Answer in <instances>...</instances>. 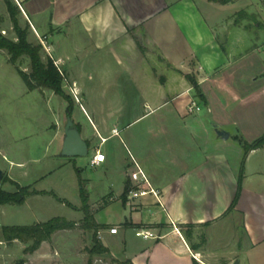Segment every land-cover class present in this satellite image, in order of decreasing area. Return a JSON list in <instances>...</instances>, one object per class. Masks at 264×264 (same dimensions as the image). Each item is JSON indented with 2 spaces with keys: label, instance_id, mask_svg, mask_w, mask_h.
<instances>
[{
  "label": "crops",
  "instance_id": "obj_1",
  "mask_svg": "<svg viewBox=\"0 0 264 264\" xmlns=\"http://www.w3.org/2000/svg\"><path fill=\"white\" fill-rule=\"evenodd\" d=\"M9 2L19 25L27 27V38L39 37L47 55L58 60L63 83L75 88L80 100L87 86L85 72L93 71L97 81H113L117 90L112 102H138L146 108L156 104L127 115L126 122L117 113L120 127L93 119L84 107L93 136L77 122L88 153L92 145V156L97 149L105 155L99 165H89L99 168L96 182L104 204L92 214L109 253L133 264H264V146L249 151L242 162L237 141L252 142L264 134L263 88L256 86L262 82L257 76H262L264 62L259 60L261 69L255 73V62L246 60L257 47L247 51L245 26L237 17L211 12L216 7L222 13L232 2ZM10 29L6 2L0 0V31ZM11 34L9 39L16 41L15 31ZM193 81L204 101L196 96ZM250 81L255 83L250 97L227 93L231 83L243 87ZM191 102L206 112L200 107L201 112L189 113ZM63 139L64 129L61 146ZM131 156L159 201L152 194L128 198ZM138 231L153 237L138 236ZM111 244L120 248L119 257Z\"/></svg>",
  "mask_w": 264,
  "mask_h": 264
},
{
  "label": "rangeland",
  "instance_id": "obj_2",
  "mask_svg": "<svg viewBox=\"0 0 264 264\" xmlns=\"http://www.w3.org/2000/svg\"><path fill=\"white\" fill-rule=\"evenodd\" d=\"M203 6L202 10L209 8ZM216 10V7H213L211 12L223 14L224 17L229 15L231 20L237 17L239 24L245 26L247 51L257 47L254 53L248 55L246 61L255 62L253 71L258 73L259 68L261 69L259 60L264 62V0H234L222 13ZM21 26L24 27V24ZM12 31L10 29L6 34L0 32L10 38L13 36ZM28 40L33 44H41L40 54L45 60L48 55L39 37L32 35ZM3 52L0 51V170L3 172L0 191L25 194V198L19 204H0V227L32 225L52 218H63L75 223V226L57 231L50 240L42 242L31 254L24 252L29 243L24 244L18 240L11 243L0 242V264H16L21 259L25 260V264H118L120 259L110 253L99 255L89 252L92 247V232L83 229L79 220L84 214L81 209L79 178L82 179L90 209L95 211L104 204L99 183L96 182L100 177L99 168L89 165L92 145L86 156L66 157L61 154L62 130L69 116L75 127H79L77 122H80L92 136L94 135L83 114L84 107L93 119H104L109 127H120L122 124L115 118L117 113L123 116L120 121L126 122L129 121L127 115L148 111L156 104L147 103L149 108H146L145 104L138 102H112L113 91L117 90L112 84L113 81H97L93 71H86V97L83 94L81 96L82 107L75 101L71 93L72 87L63 83L65 92L73 99L69 115L66 111V101L50 89L29 91L16 67L9 63V55L6 51ZM16 65L27 73L30 71L27 56L20 57ZM262 72V76H257V82H262L256 86L263 88L259 101L264 127V70ZM245 79L251 80L248 76H245ZM223 80H232V77L224 76ZM231 84L227 87L229 95L238 92L248 98L255 89L251 87V84H255L253 81L242 85L243 87ZM200 110L197 112H201ZM204 112L205 109L202 113ZM137 126H142V123ZM58 128L61 131L55 135ZM91 139L94 140L93 137ZM95 141L97 142V139ZM17 162L23 164L17 165ZM111 249L112 253L119 257L120 248L111 244Z\"/></svg>",
  "mask_w": 264,
  "mask_h": 264
},
{
  "label": "trees",
  "instance_id": "obj_3",
  "mask_svg": "<svg viewBox=\"0 0 264 264\" xmlns=\"http://www.w3.org/2000/svg\"><path fill=\"white\" fill-rule=\"evenodd\" d=\"M223 4L233 2L234 0H216ZM10 19L13 25V30L17 35V40L14 41L3 36L0 32V49L7 52L9 55L8 61L16 67L18 74L24 81L29 91L41 88L50 89L53 93L61 96L67 103L66 111L70 115L72 96L65 92L63 88V74L60 73L54 61L49 56L45 60L40 54L41 44H33L27 38V27L22 28L16 18V11L9 0H5ZM264 27V26H263ZM22 56H27L29 59L30 71L27 73L21 70L16 65L18 59ZM193 83V89L196 96L204 101V97L200 92L196 82ZM69 117V116H68ZM78 128V127H77ZM79 129V128H78ZM237 141L243 148V158L246 157L249 151L264 146V134L252 142H246L241 138ZM243 169H241L238 177V184L242 180ZM80 191L82 205L81 209L84 213V218L81 221V227L92 232V247L89 249L90 254H108L109 250L106 248L98 238V230L100 225L94 220V216L88 204V196L84 193L82 179H80ZM127 192L123 193V200L126 199ZM25 194L17 195L16 193H8L0 191V204L15 203L19 204L24 201ZM75 223L66 221L63 218H52L46 222H38L32 225H12L0 227V242L11 243L18 240L24 244L29 245L24 249L25 253L31 254L35 252L42 242L50 240L51 236L57 231L71 229ZM118 264H133L131 260L117 261ZM16 264H25V260H18ZM90 264V262H88Z\"/></svg>",
  "mask_w": 264,
  "mask_h": 264
},
{
  "label": "built area",
  "instance_id": "obj_4",
  "mask_svg": "<svg viewBox=\"0 0 264 264\" xmlns=\"http://www.w3.org/2000/svg\"><path fill=\"white\" fill-rule=\"evenodd\" d=\"M53 61L56 67L58 68V70L60 71V73H62L61 70L59 69L58 60H53ZM71 93L75 101L79 103L80 107H82L81 100L78 96V92L76 91V89L72 88ZM199 110H200V107L197 105L196 102H191V104L187 108V111L189 113H194ZM112 132L114 135H119V131L117 129H113ZM102 141L104 140L102 139ZM104 159H105V155L102 152H100L99 149H97L94 155L91 157L89 163L91 166L99 165L100 163L104 161ZM131 160H132L131 164H132L133 169L129 171L128 178L132 183V188H130L128 191V198L136 199V198L146 196L147 194H152L158 200V192L154 190L153 188H151L148 178L145 172L143 171V169L141 168V166L132 156H131ZM110 232L112 234L117 233V228L116 227L111 228ZM136 234L144 238L153 237L152 234L149 232L138 231ZM194 257L196 258L197 254H194Z\"/></svg>",
  "mask_w": 264,
  "mask_h": 264
},
{
  "label": "water",
  "instance_id": "obj_5",
  "mask_svg": "<svg viewBox=\"0 0 264 264\" xmlns=\"http://www.w3.org/2000/svg\"><path fill=\"white\" fill-rule=\"evenodd\" d=\"M218 134L224 138L228 137L225 132L218 131ZM61 154L66 157H82L88 154V145L81 137L79 129L74 126V122L70 117L67 118L64 128ZM2 177L3 172L0 170V181Z\"/></svg>",
  "mask_w": 264,
  "mask_h": 264
}]
</instances>
